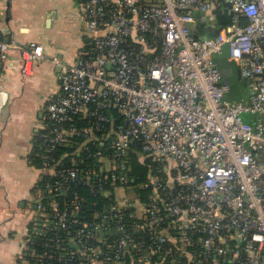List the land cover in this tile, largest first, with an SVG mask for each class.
I'll return each mask as SVG.
<instances>
[{"label":"built area","instance_id":"obj_1","mask_svg":"<svg viewBox=\"0 0 264 264\" xmlns=\"http://www.w3.org/2000/svg\"><path fill=\"white\" fill-rule=\"evenodd\" d=\"M227 3L226 33L200 37L191 29L195 14L212 23L223 1L80 0L86 47L47 103L38 134L41 173L59 177L47 184L50 192L69 180L90 184L94 171L79 159L88 150L112 180L111 210L134 207L135 232L147 231L150 244L125 231L114 257H100L93 241L113 214L81 222L54 200L63 227L80 224L74 252L85 256L61 264H125L126 255L147 264L151 255L172 257V264H264V0ZM225 44L246 82L235 100L213 59ZM15 48L25 74L45 57L42 44L20 45L0 25V70ZM139 142V156L158 163L146 201L126 172L130 147ZM57 147L71 150L55 156ZM64 157L74 167L59 169ZM42 199L34 209L48 225L52 214Z\"/></svg>","mask_w":264,"mask_h":264},{"label":"crops","instance_id":"obj_2","mask_svg":"<svg viewBox=\"0 0 264 264\" xmlns=\"http://www.w3.org/2000/svg\"><path fill=\"white\" fill-rule=\"evenodd\" d=\"M79 2L0 0L5 37L20 45L40 43L45 53L33 72L25 74L21 50L12 49L0 70V264L25 263L21 258L36 215L33 204L41 195L36 188L42 173L31 155L46 124L47 103L61 89L63 70L75 65L86 47ZM217 11L225 13L224 8ZM216 21L196 13L192 32L209 27L214 31L221 27L218 13Z\"/></svg>","mask_w":264,"mask_h":264},{"label":"trees","instance_id":"obj_3","mask_svg":"<svg viewBox=\"0 0 264 264\" xmlns=\"http://www.w3.org/2000/svg\"><path fill=\"white\" fill-rule=\"evenodd\" d=\"M43 132L44 129L39 133ZM38 134L31 155V162L41 169L43 166V160L40 156L42 142L38 140ZM141 144L139 142L135 146L134 143L130 147L128 157L130 169L126 172L130 177L128 184L138 194L140 193L141 197L146 201L151 193L150 186L147 187L149 174L151 169L155 170L158 163L152 161L150 158H142L139 156L135 150L136 148L140 149ZM89 147L92 148V152L96 150L94 145H90ZM70 150V148L57 147L53 154L59 156L63 152ZM88 156V150H84L79 156V159L81 160V168L94 171V181L90 184L80 179L69 180L62 185L60 190L50 192L47 189V184L54 182L59 177L50 174H41V180L36 188V192L43 196L42 205L48 214H52V217H50L49 224L45 225L42 217L35 215L31 222L27 243L22 253L23 258L21 259L24 260V264H61L64 261H68L69 257H85L79 252H74L75 244H77L75 239L78 238L80 224L70 222L68 228L63 227L52 210L51 202L54 200L58 201L60 211H68V214H73L81 222L96 223L100 219H97V215L99 216L108 212L113 214V218L107 220L105 228L98 232L99 237H101L100 241L97 239L94 241L92 239L88 240L100 245V257H114L117 251L115 244L120 241L125 231L134 232L138 240H143L145 243L150 244V235L147 231L135 232L139 219L133 215L135 212L134 207L127 206L118 210H111L117 204L115 192L112 189V180L107 178L105 173L100 170L99 161L94 157ZM69 159L68 157H64L59 165V169H70L74 167ZM36 205L37 203L35 202L33 207L36 208ZM121 226L124 228H121ZM60 257H62V260ZM138 257V255L135 257L126 255L125 264H147L144 260L140 261ZM171 259L172 257L160 259L158 255H151L150 264H172ZM184 262L185 264H192L185 259Z\"/></svg>","mask_w":264,"mask_h":264},{"label":"water","instance_id":"obj_4","mask_svg":"<svg viewBox=\"0 0 264 264\" xmlns=\"http://www.w3.org/2000/svg\"><path fill=\"white\" fill-rule=\"evenodd\" d=\"M224 10L225 13L216 11V13H218L219 23H221V27L217 29L214 28V31L212 30L213 27H209L208 29H195L194 33L200 37L216 36L218 34L226 33L227 26L232 22L231 6L229 4H226L224 6ZM197 27H199V25ZM213 59L220 70L222 83L229 85V79L235 74L234 62L231 58L229 45L225 44L223 50L220 53L213 54Z\"/></svg>","mask_w":264,"mask_h":264},{"label":"rangeland","instance_id":"obj_5","mask_svg":"<svg viewBox=\"0 0 264 264\" xmlns=\"http://www.w3.org/2000/svg\"><path fill=\"white\" fill-rule=\"evenodd\" d=\"M212 23H216L217 21L215 19L211 20ZM234 68H235V74L229 79V85L232 89V92L228 95V99L230 100H235V98L243 95L245 93V80L239 70V68L237 67L236 63L234 64ZM241 74V75H240ZM245 120H247V118L244 115ZM131 196H134V193L131 192Z\"/></svg>","mask_w":264,"mask_h":264}]
</instances>
